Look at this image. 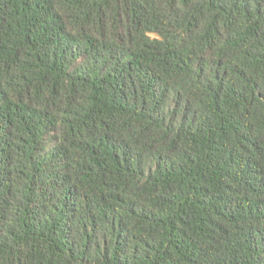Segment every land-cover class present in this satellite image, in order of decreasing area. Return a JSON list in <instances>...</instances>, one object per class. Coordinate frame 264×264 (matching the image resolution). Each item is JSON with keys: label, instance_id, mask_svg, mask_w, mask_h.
<instances>
[{"label": "trees", "instance_id": "trees-1", "mask_svg": "<svg viewBox=\"0 0 264 264\" xmlns=\"http://www.w3.org/2000/svg\"><path fill=\"white\" fill-rule=\"evenodd\" d=\"M0 264H264V0H0Z\"/></svg>", "mask_w": 264, "mask_h": 264}]
</instances>
